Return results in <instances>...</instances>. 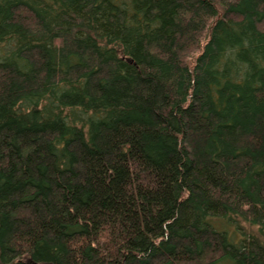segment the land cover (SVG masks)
I'll return each mask as SVG.
<instances>
[{
  "label": "trees",
  "instance_id": "obj_1",
  "mask_svg": "<svg viewBox=\"0 0 264 264\" xmlns=\"http://www.w3.org/2000/svg\"><path fill=\"white\" fill-rule=\"evenodd\" d=\"M0 264H264V0H0Z\"/></svg>",
  "mask_w": 264,
  "mask_h": 264
},
{
  "label": "rangeland",
  "instance_id": "obj_2",
  "mask_svg": "<svg viewBox=\"0 0 264 264\" xmlns=\"http://www.w3.org/2000/svg\"><path fill=\"white\" fill-rule=\"evenodd\" d=\"M247 227V226H246Z\"/></svg>",
  "mask_w": 264,
  "mask_h": 264
}]
</instances>
